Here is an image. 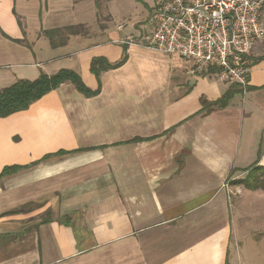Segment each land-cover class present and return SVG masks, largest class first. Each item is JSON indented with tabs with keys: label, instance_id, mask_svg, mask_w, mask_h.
Listing matches in <instances>:
<instances>
[{
	"label": "crops",
	"instance_id": "1",
	"mask_svg": "<svg viewBox=\"0 0 264 264\" xmlns=\"http://www.w3.org/2000/svg\"><path fill=\"white\" fill-rule=\"evenodd\" d=\"M138 23L101 28L94 0H0V89L69 69L95 90L91 60L127 54L94 96L66 81L0 117V171L23 166L0 179V264H234L241 200L264 195L232 183L264 167V37L242 87L142 45ZM65 27L81 28L51 44Z\"/></svg>",
	"mask_w": 264,
	"mask_h": 264
},
{
	"label": "built area",
	"instance_id": "2",
	"mask_svg": "<svg viewBox=\"0 0 264 264\" xmlns=\"http://www.w3.org/2000/svg\"><path fill=\"white\" fill-rule=\"evenodd\" d=\"M151 9L142 45L188 58L193 73L215 68L221 79L245 87L247 56L264 37V0H154Z\"/></svg>",
	"mask_w": 264,
	"mask_h": 264
},
{
	"label": "trees",
	"instance_id": "3",
	"mask_svg": "<svg viewBox=\"0 0 264 264\" xmlns=\"http://www.w3.org/2000/svg\"><path fill=\"white\" fill-rule=\"evenodd\" d=\"M96 7L99 8V1L94 0ZM81 27H65L62 30L60 29H51L44 31L46 36L50 39V43L54 44V40L52 37L57 35L58 32H66L67 34H71L73 32L79 31ZM126 47L123 46V53L120 61L109 64L106 59L102 57H96L91 60L90 70L93 75L96 77L98 82V88L95 90L89 89L82 81L81 77L74 71L69 69H60L56 73L52 75H47L41 73L34 80H17L10 86L4 87L0 89V117H6L10 114L23 111L27 109V107L34 101L41 98L44 94L49 91L56 89L63 82H70L81 94L86 97H91L96 95L100 89V81L99 74L101 71L118 67L122 64L126 58ZM233 91H227L219 100L216 102L217 105L223 106L230 99ZM62 152V151H60ZM23 166L12 165V166H4L0 171V179L6 175L14 173ZM264 177V167L261 166H252L247 169V174L241 178L234 180L233 184L243 185L245 189L248 190H264L263 184Z\"/></svg>",
	"mask_w": 264,
	"mask_h": 264
},
{
	"label": "rangeland",
	"instance_id": "4",
	"mask_svg": "<svg viewBox=\"0 0 264 264\" xmlns=\"http://www.w3.org/2000/svg\"><path fill=\"white\" fill-rule=\"evenodd\" d=\"M153 3L154 0H100L99 8H97V24L103 28L107 24L121 23L125 30H129L135 21L139 20L137 25L143 28L142 33L140 31V36H142L150 28L152 9L149 8H152ZM131 32L133 35H137L139 30L133 29ZM263 191L259 192L263 193ZM246 194L259 193L250 192ZM248 196L247 199L241 200L240 205L243 208H240L239 213V231L236 233L231 254L234 264H264V195H253L252 199H250L251 195Z\"/></svg>",
	"mask_w": 264,
	"mask_h": 264
}]
</instances>
